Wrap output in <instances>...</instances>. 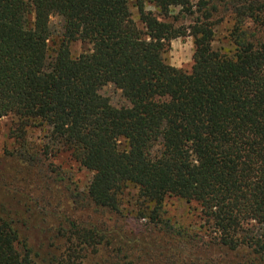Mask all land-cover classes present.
I'll list each match as a JSON object with an SVG mask.
<instances>
[{
  "label": "trees",
  "instance_id": "16d2710c",
  "mask_svg": "<svg viewBox=\"0 0 264 264\" xmlns=\"http://www.w3.org/2000/svg\"><path fill=\"white\" fill-rule=\"evenodd\" d=\"M223 15L232 22L228 52L213 48ZM54 17L63 27L50 56ZM187 35L189 72L164 59L170 42ZM75 42L90 51L72 58ZM108 85L126 107L100 95ZM7 117L16 119L11 157L29 168L54 167L42 159L48 147L27 144L37 122L91 173L78 207L123 217L121 197L133 187L145 207L138 219L172 242L264 264V0H0V119ZM168 198L198 207L209 242L163 220ZM10 212H0V264H86L101 252L108 258L100 264L138 263L132 249L109 250L104 231L73 221L51 230L39 263Z\"/></svg>",
  "mask_w": 264,
  "mask_h": 264
},
{
  "label": "rangeland",
  "instance_id": "374dc122",
  "mask_svg": "<svg viewBox=\"0 0 264 264\" xmlns=\"http://www.w3.org/2000/svg\"><path fill=\"white\" fill-rule=\"evenodd\" d=\"M198 1L191 0L193 4ZM148 10L155 12L152 7ZM133 12L134 19L137 20L136 12ZM177 13L178 10H175L173 15ZM215 20L219 23L215 28L213 48L231 51L229 31L232 22L224 15ZM49 27L51 35L48 47L52 56L62 35L61 19L51 18ZM90 49L91 46L86 43L75 42L70 45V54L72 58H77L87 54ZM193 53V39L187 35L170 42L164 59L170 66L189 72L193 64ZM100 95L108 99L110 105L116 109L127 106L121 92L112 85L104 87ZM15 122L16 119L11 117L0 119V212H3V215H7L5 213L10 211L18 214L19 234L22 238H26L35 253L40 255L39 263L45 259V255L50 250L52 244L50 240L53 236L51 230L67 221L76 222L87 228L96 226L104 231L107 239L110 240L109 250L119 245L127 250L132 249L133 253L129 254L130 260H137V264H168L171 258H175L177 262L189 261L196 264H213L218 261L223 264H239L243 259L242 254L236 253L221 258L218 250L206 248L201 244V247L195 248L182 247L176 241L172 242L170 237L153 230V227L147 225L146 220L138 219L140 208L145 212V207L139 206L138 193L133 187H128L121 197L120 214L123 217L110 214L94 215L91 209L78 207L75 202L76 195L86 193L92 179L91 173L71 161L62 144L53 145L47 127L40 126L37 122L31 123L27 130V144L34 151L39 152L48 147L47 155L41 153L42 159L45 160L46 165L52 164L54 167L29 168L17 158L11 157L10 154L17 146L12 137ZM121 146L123 148L124 144ZM52 171L55 173L52 174ZM48 173H51V177ZM14 213L12 214L16 216ZM163 220L168 221L174 228H186L193 236H197V241L201 238L204 242L210 240L211 233L201 220L199 209L195 204L168 198L163 204ZM55 245H60V242ZM107 258L108 254L101 252L99 258L90 256L86 264H100Z\"/></svg>",
  "mask_w": 264,
  "mask_h": 264
}]
</instances>
